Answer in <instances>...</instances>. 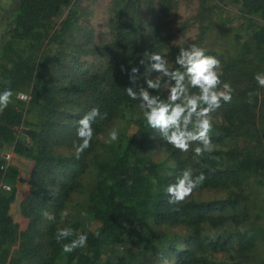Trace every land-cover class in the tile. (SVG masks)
Masks as SVG:
<instances>
[{
  "label": "trees",
  "instance_id": "1",
  "mask_svg": "<svg viewBox=\"0 0 264 264\" xmlns=\"http://www.w3.org/2000/svg\"><path fill=\"white\" fill-rule=\"evenodd\" d=\"M237 2L245 14L242 28L227 37L223 49H206L207 55L221 61V81L230 83L235 92L230 103L222 102L213 113L222 120L210 133L214 151L196 157L191 149L179 151L148 127L139 102L125 90L131 86L132 67L139 69L133 87L146 86L148 62L140 61L147 60V53L166 55L176 67L180 48L190 46L173 43L170 16L176 0H110L107 38L98 44L107 57L105 63L61 83L54 81L55 68L66 35L80 16L78 5L75 0H17L0 42V92L9 87L13 92L12 102L0 112V141L12 144L15 152L11 161L0 157V264H27L32 259L39 264H134L128 258L102 260L101 253L109 237L124 235L130 241L135 229L145 232L150 221L189 228L179 246H168L174 264H264V87L254 79L256 73H264V0ZM197 11L200 29H207L209 25L201 21L212 23L208 0H198ZM28 87L27 101L16 97ZM161 94L167 96L166 91ZM62 104L77 110L61 111ZM93 107L107 115L92 124L90 147L78 158L76 152H56L52 145L59 144L60 117L74 122L77 130L78 120ZM116 118L131 129L109 156L92 154L97 179L87 191L84 207L99 225L91 228L80 217L62 216L73 195L85 191L78 172L53 193L46 192V180L55 166L81 167L84 155L94 151L97 135ZM156 139L165 145L171 165L145 154ZM17 154L33 159L30 170ZM187 167L194 175L206 176L197 189H226L228 194L169 203L167 186ZM41 210L55 217L46 219L45 227L39 225V215L32 216ZM21 214L30 217L28 223L23 224ZM224 221L233 223V229L212 236L202 232L204 224L216 227ZM65 227L77 235L86 233V246L65 253L62 245L76 238L57 242V230ZM220 251L226 259L215 257Z\"/></svg>",
  "mask_w": 264,
  "mask_h": 264
},
{
  "label": "rangeland",
  "instance_id": "2",
  "mask_svg": "<svg viewBox=\"0 0 264 264\" xmlns=\"http://www.w3.org/2000/svg\"><path fill=\"white\" fill-rule=\"evenodd\" d=\"M110 0H75L78 5L79 17L71 31L66 35V41L62 48L63 56H61L58 65L55 68L54 81L65 82L70 79L73 74L79 71H94L105 63L107 57L102 53L98 44L104 43L107 38V18L108 5ZM17 0H0V42L2 41L3 32L7 29V23L11 19L12 10L15 8ZM211 7L212 23L209 24L207 19L201 22L209 25L207 29L201 30L199 27V18L197 17L198 0H176L175 8L170 16L173 19L171 31L174 32L173 43L195 44L205 49H223L227 43V37L233 36V31L245 23V14L242 12L237 0H208ZM67 8L58 16L59 21L66 15ZM9 28V27H8ZM30 87L23 92L26 99L16 94V97L27 101L30 98ZM66 104H62L61 111H76L75 107L65 109ZM61 124H59L57 132V141L52 145L53 149L58 153H75L77 130L74 128V122H69L62 115ZM66 124V125H65ZM119 130V138L115 142H109L108 134L113 129ZM131 126L121 119L110 121L104 129L97 135L98 141L95 143L94 151L84 155L81 167L78 165L57 167L52 169L50 176L46 180V192H55L60 184L71 176L78 174L84 183V192L73 195V200L67 205L66 217H80L84 226L96 228L99 225L98 220L93 218L89 212L85 210L84 202L87 191L91 188L96 179V170L92 161V154L99 153L101 157H107L113 152L115 145L119 143L129 132ZM145 154L155 161H162L171 165L173 160L168 156L165 145L159 140L153 141L145 148ZM13 146L10 143L0 141V157L6 161H11L14 157ZM22 160L25 167L29 170L33 165V159L17 154ZM8 184V183H7ZM45 184V183H44ZM250 189L248 188V191ZM228 194L226 189L202 188L194 190L191 197L197 199L220 198ZM72 205L74 207H72ZM41 212H32V216H40L38 223L41 221L42 227H45L46 219ZM48 212V211H47ZM23 224L28 223L29 216L21 214ZM25 226V225H24ZM233 229V223L224 221L216 227L204 224L202 232L209 235L218 232H225ZM135 236L127 241L124 235L119 237H109L102 253L101 259L107 258L111 261L128 258L133 259L134 264H174L175 255L168 249L170 244L180 245L182 237L189 233V228L185 225H167L156 224L150 221L146 225V231L135 229ZM38 236V235H37ZM212 236V235H211ZM39 237V236H38ZM39 239V238H37ZM217 259H226L224 252L215 254ZM27 264H39L36 259H32Z\"/></svg>",
  "mask_w": 264,
  "mask_h": 264
},
{
  "label": "clouds",
  "instance_id": "3",
  "mask_svg": "<svg viewBox=\"0 0 264 264\" xmlns=\"http://www.w3.org/2000/svg\"><path fill=\"white\" fill-rule=\"evenodd\" d=\"M206 52L205 48L195 44L181 47L174 61L176 67L170 65L166 55L159 52L147 53V60L140 61L141 64L148 62L144 72L146 86L133 87L137 85L139 69L132 67L129 75L131 86L125 89L128 97L139 102L148 127L158 131L164 140L179 151L188 152L191 149L196 157L214 151L210 133L214 123H222V120L214 118L213 113L222 102L230 103L235 92L230 83L221 81V61ZM152 73L157 75L152 77ZM254 79L260 87H264V73H256ZM165 91L166 97L161 94ZM249 95L251 97L253 93ZM12 96L10 87L0 92V112L12 102ZM21 98L26 99L23 96ZM106 115L93 107L78 120L77 137L80 143L76 146L77 158L91 145L94 135L92 124L97 117L103 119ZM118 138L119 130L113 128L108 134V140L115 142ZM193 144L197 145L194 149ZM205 179L203 172L194 175L191 167L183 169L175 182L167 186L169 203L183 202ZM42 214L49 220L55 219L47 211ZM62 216H67V212H63ZM74 235L75 239L62 245L65 253L85 247L87 234L77 235L70 227L57 230V242Z\"/></svg>",
  "mask_w": 264,
  "mask_h": 264
},
{
  "label": "built area",
  "instance_id": "4",
  "mask_svg": "<svg viewBox=\"0 0 264 264\" xmlns=\"http://www.w3.org/2000/svg\"><path fill=\"white\" fill-rule=\"evenodd\" d=\"M18 96H19V97H22V96H23V97H26V95H25L23 92L18 93ZM3 185H4L5 187L9 188V185H8V184L4 183Z\"/></svg>",
  "mask_w": 264,
  "mask_h": 264
}]
</instances>
